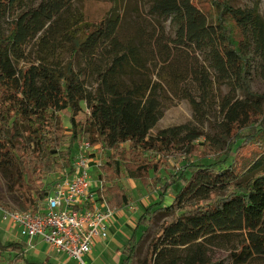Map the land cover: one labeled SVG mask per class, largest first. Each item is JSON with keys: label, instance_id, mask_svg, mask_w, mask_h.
<instances>
[{"label": "trees", "instance_id": "1", "mask_svg": "<svg viewBox=\"0 0 264 264\" xmlns=\"http://www.w3.org/2000/svg\"><path fill=\"white\" fill-rule=\"evenodd\" d=\"M71 1L42 0L37 8L13 15L5 31L2 24L14 12L15 0H0V167H17L22 210L38 211L50 191L46 177L71 169L78 144L87 138L94 146L111 149L99 175L100 201L113 209L131 203L119 182L123 175L158 196L121 248L119 264H135L160 211L171 213L173 219L152 239L144 264H215L208 246L232 235L240 236L234 264H264V111L248 100L230 103L225 113L230 137L218 141L195 144L198 136L181 140L172 129L155 135L163 108L147 67L158 50L166 55L169 40L175 47L200 50L219 78L243 84L250 97L264 98L248 85L251 54L256 50L264 55L259 8L238 6L236 0H210L216 18L209 22L197 0H150L151 12L170 21L174 37L162 30L149 44L122 42L116 15L97 25L84 23L73 33L72 52L62 67H19L22 45ZM228 21L237 35L230 33ZM80 52L86 61L96 56L107 60L95 91L75 70ZM194 70L201 83L208 82L203 67L195 65ZM63 115L70 127L63 124ZM173 155L184 165L165 177L161 170ZM207 158L212 161H204ZM28 248L19 241L0 245L2 252L15 253L14 262L37 264L26 259ZM39 264L51 261L46 258Z\"/></svg>", "mask_w": 264, "mask_h": 264}, {"label": "rangeland", "instance_id": "2", "mask_svg": "<svg viewBox=\"0 0 264 264\" xmlns=\"http://www.w3.org/2000/svg\"><path fill=\"white\" fill-rule=\"evenodd\" d=\"M41 1L15 0V10L4 20L3 30L6 31L10 27L13 15L16 16L35 9ZM197 1L205 10L209 22L215 21L216 12L210 5V0ZM235 4L242 7L257 6L264 18V0H236ZM116 15L120 19L117 35L122 42L132 41L137 44H147L148 40L149 44V40L157 38L162 30H165L167 35L174 37V29L171 27L170 21H164L151 12L150 0H72L60 15L54 17L52 21H46L44 28L33 33L22 45V54L20 58L16 59L19 67L38 63L62 67L72 52L73 33L79 31L84 23L97 25L102 20ZM228 26L230 33L233 36L237 35L238 31L232 21H228ZM167 41L169 48L166 49V55L163 56L158 50L155 59L147 63L148 74L153 79V83H156L163 108L162 116L152 131L153 134L172 129L181 140H189L194 135L198 136L193 142L195 144L209 139L218 141L222 136L230 137L226 131L227 122L225 119V113L230 103L240 99L248 100L264 111V98L250 97L243 84L219 78L216 72L209 67V63L200 50L188 51L183 46L175 47L172 42ZM191 53L195 55L191 56ZM89 60L86 61L83 53H78L75 58V70L82 75L88 89L95 91L99 87L100 73L106 67L107 60H103L101 56ZM251 62L252 67L248 75L249 88L254 93L264 94V55H260L254 50L251 54ZM195 65L198 68L203 67V70L207 71L209 80L205 83L206 85L200 82V75L194 72ZM82 105L85 110L88 109L85 101L82 102ZM62 122L66 127L71 126L66 115H63ZM220 143H224L223 140H220ZM110 153L111 149L107 148L97 150L103 163ZM196 159L198 158L196 157ZM204 161L209 162L212 159L207 158ZM183 165L184 161L173 155L161 172L165 177H168L170 173L181 169ZM94 171V177L99 178V170ZM55 177L57 174L46 177L45 181L49 185L50 183L54 184L57 182V178L54 180ZM119 182L131 199L129 205L121 207H126V210L119 218L120 224L115 225L116 234L113 236L121 240L113 241L112 237L107 239L103 245L109 246V251L100 254L94 262L86 257L89 264H119L121 259L120 244L130 236L140 215L158 199L157 193L146 189L139 180L123 175ZM173 190L166 198L169 203L173 200ZM22 205L23 195L18 188L17 167L12 165L0 167V207L22 209ZM172 219L171 213L158 212L154 224L143 239L135 258V264H144L152 239L161 233L164 222ZM7 226L0 218V245L17 241L15 236L9 233L11 229ZM239 240L240 236L232 235L227 239L219 238L214 246L209 245L208 253L212 261L215 264H234L235 254L240 248ZM41 249V246L28 248L26 259L33 263H42L45 254ZM182 252L184 251L179 253ZM14 256L15 253L12 255V252H2L0 249V264H26L22 261L14 262ZM57 259L59 264H77L65 255ZM51 264L57 263L52 261Z\"/></svg>", "mask_w": 264, "mask_h": 264}, {"label": "built area", "instance_id": "3", "mask_svg": "<svg viewBox=\"0 0 264 264\" xmlns=\"http://www.w3.org/2000/svg\"><path fill=\"white\" fill-rule=\"evenodd\" d=\"M98 149L106 148L92 145L87 138L81 140L71 169L57 173V182L50 183L49 194L37 212L0 207L1 221L17 231L19 241H41L77 264H89L85 258L109 237L116 213L98 197L102 183L94 177V170L101 174L104 164Z\"/></svg>", "mask_w": 264, "mask_h": 264}, {"label": "crops", "instance_id": "4", "mask_svg": "<svg viewBox=\"0 0 264 264\" xmlns=\"http://www.w3.org/2000/svg\"><path fill=\"white\" fill-rule=\"evenodd\" d=\"M125 208H126V207L115 209V210H116V213H115L114 217L112 218V222H111L110 230H109V237H108L107 239H109L110 237H112V240H113V241H120V240H121L120 238H118V237H116V236H113V235L116 234V227H115V225L120 224V223H119V220H120L119 218L121 217L122 212L126 210ZM138 219H139V218H138ZM137 221H138V220H137ZM136 225H137V223H136ZM136 225L134 226V230H135ZM7 227H8L9 229H11V231H10L9 233H10L11 235L15 236L14 238H15L17 241H19V238L17 237V231H16L15 229L9 227V226H7ZM114 227H115V229H114ZM134 230L132 231V233L130 234V236L133 234ZM14 234H15V235H14ZM130 236H129L126 240H124V242H123L122 244H120V247H119V253H120V254H121V248H122V247L128 242V239L130 238ZM107 239L104 240V241H101V242L97 243L96 246L94 247L92 253L89 254V255L87 256V257H88L89 259H91L93 262H94L95 260H97V257L100 256V254H102V253H106V252L109 251V248H110V247H109V246L107 247L106 245H103V244L107 241ZM19 242H24V241H19ZM103 242H104V243H103ZM25 243H26V242H25ZM27 244H28L29 248L32 247V246H41V247H42L41 251H42V253L45 254V259H46V258H49L51 262L54 261V262H56L57 264H59L57 258H61L62 254H57V253H55V252H52V251L50 250V248H49L45 243H43V242H41V241H33L31 244H29V243H27ZM12 255H13V253H12ZM121 257H122V254H121ZM53 258H56V259H53ZM45 259H44V260H45ZM68 259H69V258H68ZM120 260H121V259H120ZM93 262H92V263H93ZM61 264H62V263H61Z\"/></svg>", "mask_w": 264, "mask_h": 264}]
</instances>
